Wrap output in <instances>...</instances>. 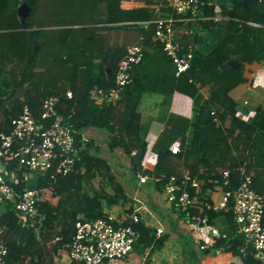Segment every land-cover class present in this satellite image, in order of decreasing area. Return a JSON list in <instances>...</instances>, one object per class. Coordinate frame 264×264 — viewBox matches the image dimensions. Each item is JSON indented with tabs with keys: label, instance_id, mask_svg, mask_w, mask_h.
I'll use <instances>...</instances> for the list:
<instances>
[{
	"label": "trees",
	"instance_id": "16d2710c",
	"mask_svg": "<svg viewBox=\"0 0 264 264\" xmlns=\"http://www.w3.org/2000/svg\"><path fill=\"white\" fill-rule=\"evenodd\" d=\"M123 1L0 0V135L12 131V122L25 106L40 119L44 100L58 97L57 114L70 127L77 152L72 173L56 181L49 176L38 181L39 191L48 190L40 203L44 217L41 224L20 221L14 204L5 207L0 216V244L9 249L7 264H56L60 256H67L70 264H84L72 260L67 249L76 223L106 219L105 206H115L125 199L107 159L89 151L94 144L84 141L86 129L106 133L111 147L130 158L132 175L150 177L157 191L162 192L171 177L181 180L183 169L188 170L200 185L189 189L194 203L187 212L174 206L180 217L188 222L200 218L201 224L205 221L210 225L226 217L233 235L219 239L214 248L241 256L245 264H261L251 247L247 246L246 255L241 253L246 242L238 233L233 205L247 175L252 177V189L264 195V107L257 108L247 120L233 92L249 82L246 66L264 63V4L244 0L245 6H241L240 0H232L234 19L229 23L228 36L210 54L195 49L190 68L177 76L175 64L156 37L157 20L180 17L170 0H160L161 13L147 7L125 10ZM200 1L208 13L212 9L207 5L209 0ZM23 7L28 10L26 16L21 14ZM216 25L214 21H201L200 30L211 32ZM112 30L138 32L144 59L133 68V83L121 101L100 109L93 105L90 91L95 86L108 89L115 85L128 49V45L104 44L106 33ZM157 56L164 60V74L155 82L160 88L165 85L170 89L157 92L163 97L162 106L175 92L191 98L194 136L190 141L182 139L177 154L171 150L160 152L155 169L148 171L142 166L147 145L140 133L143 99L152 91L136 78V70ZM18 163L11 160L8 167L19 174L21 182L15 187L22 191L24 170ZM218 187L231 194L228 207L208 210L213 206L211 195ZM125 224L140 233L135 252L149 256L168 240L142 223L128 220ZM131 258L129 255L122 264Z\"/></svg>",
	"mask_w": 264,
	"mask_h": 264
},
{
	"label": "built area",
	"instance_id": "2783aa9c",
	"mask_svg": "<svg viewBox=\"0 0 264 264\" xmlns=\"http://www.w3.org/2000/svg\"><path fill=\"white\" fill-rule=\"evenodd\" d=\"M260 1L264 4V0ZM170 2L176 15L192 20H198L204 5L200 0ZM175 22L171 18L157 20L155 24L156 37L162 43L167 57L175 64L179 76L190 68L195 49L176 40ZM143 59L144 50L140 44L129 46L116 73L115 85L108 89L95 86L90 91L93 105L100 109L116 106L121 101L122 94L133 83V68ZM68 97L72 98L71 92H68ZM59 101L58 97L44 100L40 119L25 106L21 116L12 122V131L0 135V215L5 212V207L14 204V211L20 221H37L41 224L44 219L40 211L42 193L38 190V185L28 187L26 177L34 174L37 182L48 176L56 181L57 177H65L73 172L77 156L75 140L70 127L65 125L64 118L57 114ZM172 152L177 154L179 148H173ZM11 160H17L19 167L24 170L22 191L15 187L21 181L15 170H9ZM16 175L17 179L14 178ZM199 185V180L193 179L188 172L181 180L171 177L162 192L173 206L187 212L194 203L189 189ZM251 186L252 177L247 175L234 196L233 213L238 233L245 237L246 245L241 253L246 255L247 246L251 247L255 259L264 264V195L255 192ZM230 197L229 192H224L222 201L208 206V210L226 209ZM130 221L140 224V214L134 213ZM125 222L110 215L106 219L95 221L79 220L75 235L67 248L69 257L84 264H122L135 251L140 240V233ZM195 222L200 224L202 221L198 218ZM211 232L217 239L226 238L215 228ZM163 234L162 229L157 230V236L162 237ZM202 249L206 247L202 246ZM8 255V247L0 244V264H7Z\"/></svg>",
	"mask_w": 264,
	"mask_h": 264
},
{
	"label": "crops",
	"instance_id": "0c3cea01",
	"mask_svg": "<svg viewBox=\"0 0 264 264\" xmlns=\"http://www.w3.org/2000/svg\"><path fill=\"white\" fill-rule=\"evenodd\" d=\"M241 6L245 1L240 0ZM212 9L207 13L203 10L198 20L188 17L174 18L175 38L183 45L193 46L203 54H210L229 34V23L234 19L235 4L232 0H209ZM151 8L161 13L160 0H125L122 8L125 10ZM205 7V4H204ZM201 21L217 22L211 32L200 30ZM253 25V24H252ZM99 26V25H98ZM140 26H148L141 23ZM248 35V32L243 30ZM106 46H132L139 44V34L135 31L112 30L106 33ZM164 60L160 56L150 59L140 69L137 68L136 78L141 79L150 92L143 99L142 131L140 137L146 142L147 149L142 166L153 171L158 162L160 152L180 147L182 139L192 140L195 122L193 101L191 98L175 92L168 102L162 106L163 97L157 92H168L165 85L160 88L155 80L164 74L161 67ZM248 83L233 92V97L239 102L240 108L249 120L259 107H264V63L246 66ZM107 77L111 76L107 70ZM159 81V80H158ZM161 95V94H160ZM245 102L248 104L245 105ZM84 141L93 143L89 149L91 154L107 159L115 179L125 192V199L115 206H105L104 213L119 220L130 221L134 213H139L141 223L154 230L162 229L163 236L168 240L165 246L151 255L134 251L127 264H245L243 258L231 252L216 250L215 244L219 239L213 237L212 228L223 236L230 237L233 231L226 217H219L207 224L188 222L180 217L179 212L167 201L163 192L157 191L150 177L132 175L131 160L120 149L111 147L106 133L97 129L84 130ZM136 151H134L135 155ZM189 171L183 169V174ZM29 174L26 185H38L35 175ZM17 179V175L14 177ZM42 197L48 190H40ZM213 205H217L224 197V189L218 187L211 195ZM1 216V215H0ZM37 232V236H38ZM159 237V236H158ZM205 246L206 249H202ZM56 264H70L67 256L56 257Z\"/></svg>",
	"mask_w": 264,
	"mask_h": 264
},
{
	"label": "rangeland",
	"instance_id": "374dc122",
	"mask_svg": "<svg viewBox=\"0 0 264 264\" xmlns=\"http://www.w3.org/2000/svg\"><path fill=\"white\" fill-rule=\"evenodd\" d=\"M21 14L23 15V16H26L27 14H28V10L25 8V7H23L22 9H21ZM34 175H32V177H33Z\"/></svg>",
	"mask_w": 264,
	"mask_h": 264
},
{
	"label": "water",
	"instance_id": "95a60500",
	"mask_svg": "<svg viewBox=\"0 0 264 264\" xmlns=\"http://www.w3.org/2000/svg\"><path fill=\"white\" fill-rule=\"evenodd\" d=\"M136 247H138V245Z\"/></svg>",
	"mask_w": 264,
	"mask_h": 264
}]
</instances>
